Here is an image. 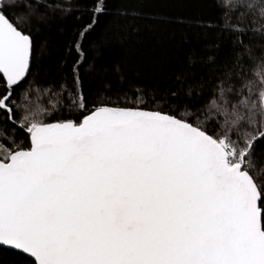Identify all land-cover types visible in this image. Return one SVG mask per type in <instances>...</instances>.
<instances>
[{
    "label": "snow or ice",
    "instance_id": "snow-or-ice-1",
    "mask_svg": "<svg viewBox=\"0 0 264 264\" xmlns=\"http://www.w3.org/2000/svg\"><path fill=\"white\" fill-rule=\"evenodd\" d=\"M109 2L0 0V248L24 264H264V0H172L212 6L203 27L239 69L182 115L86 95L107 73L85 40ZM75 11L89 17L68 73L25 87L33 26Z\"/></svg>",
    "mask_w": 264,
    "mask_h": 264
},
{
    "label": "trees",
    "instance_id": "trees-1",
    "mask_svg": "<svg viewBox=\"0 0 264 264\" xmlns=\"http://www.w3.org/2000/svg\"><path fill=\"white\" fill-rule=\"evenodd\" d=\"M64 3L72 9L73 0ZM214 15L210 4L110 0L107 14L85 40L89 61L104 66L107 73L103 78L88 75L86 95L92 101L110 100L113 106H143L179 115L203 113L218 99L225 75L239 71L229 42L203 27ZM69 17L54 16L46 24L33 26L35 59L25 87L48 88L68 73L76 59L70 46L89 14L75 11ZM18 131L11 128L4 134L29 147L27 134L18 135ZM0 259L3 264L25 261L7 248H0Z\"/></svg>",
    "mask_w": 264,
    "mask_h": 264
}]
</instances>
